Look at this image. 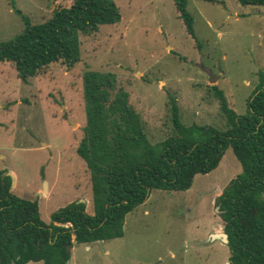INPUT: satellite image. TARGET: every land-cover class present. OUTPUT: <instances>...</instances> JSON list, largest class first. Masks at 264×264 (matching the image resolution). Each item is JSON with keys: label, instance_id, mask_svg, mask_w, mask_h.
<instances>
[{"label": "rangeland", "instance_id": "374dc122", "mask_svg": "<svg viewBox=\"0 0 264 264\" xmlns=\"http://www.w3.org/2000/svg\"><path fill=\"white\" fill-rule=\"evenodd\" d=\"M113 2L119 21L79 36V61L71 69L54 63L21 82L11 64L0 63V172L12 174L7 191L35 201L46 225L53 212L72 202L81 201L84 212L92 214L89 171L75 153L85 121L84 72L114 76L151 144L171 132L169 98L185 126L221 130L211 87L242 116L258 75L264 74V7L187 0L191 37L172 0ZM70 3L0 0V42L23 30L22 18L40 24ZM239 173L227 149L213 171L192 178L188 190L150 191L124 217L121 238L73 243L67 264H227L225 244L209 236L222 233L215 199Z\"/></svg>", "mask_w": 264, "mask_h": 264}, {"label": "trees", "instance_id": "16d2710c", "mask_svg": "<svg viewBox=\"0 0 264 264\" xmlns=\"http://www.w3.org/2000/svg\"><path fill=\"white\" fill-rule=\"evenodd\" d=\"M187 35L192 18L187 0H172ZM210 1V0H205ZM241 7H264V0H235ZM15 13L22 16L19 11ZM113 0H71L46 21L29 25L0 42V63L11 64L17 78L42 74L51 64L71 69L79 61V36L119 21ZM85 121L76 147L89 171L92 214L72 202L40 221L37 204L11 195L9 177L0 172V264H66L72 244L104 242L123 236L124 217L152 190L183 192L195 175L213 171L229 149L240 173L223 188L215 204L227 237V264H264V74L236 116L215 86L223 127L185 126L169 98L171 132L151 144L143 123L117 89L112 74L87 71L81 77Z\"/></svg>", "mask_w": 264, "mask_h": 264}, {"label": "water", "instance_id": "95a60500", "mask_svg": "<svg viewBox=\"0 0 264 264\" xmlns=\"http://www.w3.org/2000/svg\"><path fill=\"white\" fill-rule=\"evenodd\" d=\"M49 3L51 4V1H49ZM213 81L214 80H209L208 82L209 83H212ZM5 176H8L11 179V186H12V184L14 182V179H13L12 174L6 173ZM44 185H45V183L43 182V188H44ZM79 202L82 203L81 201H79ZM213 239L220 240L223 244H226L227 243V237H226V235L223 232L222 233H219V234H211L209 236V240H213Z\"/></svg>", "mask_w": 264, "mask_h": 264}, {"label": "flooded vegetation", "instance_id": "af4514ba", "mask_svg": "<svg viewBox=\"0 0 264 264\" xmlns=\"http://www.w3.org/2000/svg\"><path fill=\"white\" fill-rule=\"evenodd\" d=\"M6 174V173H5ZM5 174H2V177H6ZM8 177V176H7Z\"/></svg>", "mask_w": 264, "mask_h": 264}, {"label": "crops", "instance_id": "0c3cea01", "mask_svg": "<svg viewBox=\"0 0 264 264\" xmlns=\"http://www.w3.org/2000/svg\"><path fill=\"white\" fill-rule=\"evenodd\" d=\"M14 175V174H13ZM16 181V180H15Z\"/></svg>", "mask_w": 264, "mask_h": 264}]
</instances>
